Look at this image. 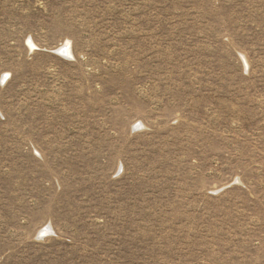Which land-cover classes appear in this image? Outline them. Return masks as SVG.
I'll use <instances>...</instances> for the list:
<instances>
[{
	"label": "rangeland",
	"instance_id": "obj_1",
	"mask_svg": "<svg viewBox=\"0 0 264 264\" xmlns=\"http://www.w3.org/2000/svg\"><path fill=\"white\" fill-rule=\"evenodd\" d=\"M0 264H264V0H0Z\"/></svg>",
	"mask_w": 264,
	"mask_h": 264
},
{
	"label": "bare ground",
	"instance_id": "obj_2",
	"mask_svg": "<svg viewBox=\"0 0 264 264\" xmlns=\"http://www.w3.org/2000/svg\"><path fill=\"white\" fill-rule=\"evenodd\" d=\"M61 51H62V54L63 55H65V56L68 55L69 56L70 55V52H69V49H68V44H65L64 47H62ZM45 232H49V231L46 230Z\"/></svg>",
	"mask_w": 264,
	"mask_h": 264
}]
</instances>
